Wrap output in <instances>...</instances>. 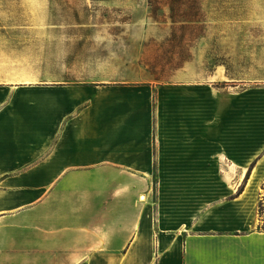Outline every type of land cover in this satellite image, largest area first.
Instances as JSON below:
<instances>
[{"label": "crops", "instance_id": "obj_1", "mask_svg": "<svg viewBox=\"0 0 264 264\" xmlns=\"http://www.w3.org/2000/svg\"><path fill=\"white\" fill-rule=\"evenodd\" d=\"M61 71L0 81V264H264V87Z\"/></svg>", "mask_w": 264, "mask_h": 264}, {"label": "rangeland", "instance_id": "obj_2", "mask_svg": "<svg viewBox=\"0 0 264 264\" xmlns=\"http://www.w3.org/2000/svg\"><path fill=\"white\" fill-rule=\"evenodd\" d=\"M61 70L141 81L181 71L225 92L264 87V0H0V81ZM261 198L264 229V186Z\"/></svg>", "mask_w": 264, "mask_h": 264}, {"label": "trees", "instance_id": "obj_3", "mask_svg": "<svg viewBox=\"0 0 264 264\" xmlns=\"http://www.w3.org/2000/svg\"><path fill=\"white\" fill-rule=\"evenodd\" d=\"M173 6L171 5L170 6V18L172 19V21H174V12H173ZM252 167V166H251ZM251 167L248 169L247 171V174H246V177H245V180L247 179L248 175H249V172L251 170ZM243 187H244V184H242L239 189L237 190L236 194H239L242 190H243ZM259 210L262 211V203H260L259 205ZM263 228V227H261Z\"/></svg>", "mask_w": 264, "mask_h": 264}]
</instances>
